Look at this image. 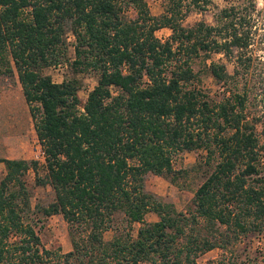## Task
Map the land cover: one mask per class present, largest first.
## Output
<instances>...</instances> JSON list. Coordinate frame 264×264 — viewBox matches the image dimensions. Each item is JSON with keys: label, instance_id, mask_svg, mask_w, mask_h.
<instances>
[{"label": "trees", "instance_id": "16d2710c", "mask_svg": "<svg viewBox=\"0 0 264 264\" xmlns=\"http://www.w3.org/2000/svg\"><path fill=\"white\" fill-rule=\"evenodd\" d=\"M211 5L167 0L153 15L145 0H0V78L19 81L43 151L42 161L0 159V264H38L50 254L31 214L67 222L68 264H197L200 254L264 229L257 124L246 112L247 87L236 89L254 64L252 10L230 5L215 24H183ZM163 27L171 34L161 41ZM67 32L75 38L72 71L98 73L85 102L78 80L57 83L43 73L60 62ZM218 53L233 72L207 65L221 94L215 99L192 63ZM197 149L204 156L190 170L202 181L184 210L145 189L147 174L170 182L188 176L172 155ZM29 171L53 192L46 206L31 204ZM148 212L158 219L145 222ZM118 213L141 225L135 236L114 229L106 240Z\"/></svg>", "mask_w": 264, "mask_h": 264}, {"label": "rangeland", "instance_id": "374dc122", "mask_svg": "<svg viewBox=\"0 0 264 264\" xmlns=\"http://www.w3.org/2000/svg\"><path fill=\"white\" fill-rule=\"evenodd\" d=\"M153 15L163 12L167 0H145ZM255 5L252 9L250 3ZM230 5H241L248 7L243 10L251 12V45L249 52L253 57L254 64L245 77L240 78L237 90L247 87L248 100L246 112L249 119L256 120V130L259 139L260 161L264 172V0H212V5L205 12L191 11L184 19L186 26L204 20L215 24L217 12ZM171 30L167 27L156 31V36L161 41L169 38ZM64 45L58 48L60 62L57 65L48 66L43 69L44 74L51 76L53 81L60 83L64 79L75 78L80 87L78 95L85 102L88 93L97 84L98 73L88 70L75 74L70 62L74 58L75 38L71 32L66 33ZM211 62L225 63L230 73L233 72V63L223 54H213L211 59L203 60L197 58L192 63L195 72L199 74L201 82L198 84L204 91L215 99L221 97L218 85L207 72V65ZM40 144L34 130L33 120L29 112L28 104L24 98L21 85L17 78L2 76L0 78V159L40 158ZM204 156L203 150H184L172 155V164L175 170L189 169L197 164ZM42 161V159H39ZM5 173L4 164L0 161V177ZM200 170H190L188 176L180 177L176 182H170L164 177L147 174L145 176V189L160 196L163 201L171 202L176 210L182 211L193 196L194 189L202 181ZM27 184L31 190V204L46 206L53 198V192L49 186L36 185L34 173L27 174ZM32 222L41 241V246L50 252L43 255L42 262L38 264H68L61 257L72 250L71 240L68 234V224L61 215L43 216L31 214ZM158 219L153 212L145 215V222H153ZM113 227L104 233L106 240L114 234V229L123 232L131 229L135 236L141 223L128 224L122 213L115 214ZM197 264H264V229L252 231L241 235L239 240L227 248H215L200 254L196 258ZM140 264H151L142 262Z\"/></svg>", "mask_w": 264, "mask_h": 264}, {"label": "built area", "instance_id": "2783aa9c", "mask_svg": "<svg viewBox=\"0 0 264 264\" xmlns=\"http://www.w3.org/2000/svg\"><path fill=\"white\" fill-rule=\"evenodd\" d=\"M40 147H41V146H40ZM40 147H39V148H40ZM40 154H41V155H40V158H37V159H43V151H42L41 148H40Z\"/></svg>", "mask_w": 264, "mask_h": 264}]
</instances>
